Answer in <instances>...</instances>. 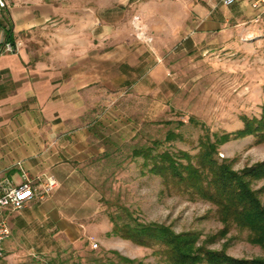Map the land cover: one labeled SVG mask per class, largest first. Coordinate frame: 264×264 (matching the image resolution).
<instances>
[{
  "label": "rangeland",
  "instance_id": "1",
  "mask_svg": "<svg viewBox=\"0 0 264 264\" xmlns=\"http://www.w3.org/2000/svg\"><path fill=\"white\" fill-rule=\"evenodd\" d=\"M57 1L65 6L94 4V0ZM97 1L111 5V11L101 10L106 22L102 32L118 30L124 39H134L135 50L147 57L146 68L139 70L138 78L133 76L139 79L134 90L108 89L106 118L94 124L104 135L96 139L92 152L81 157L82 177L68 189L71 202L60 206V218L51 219L47 212L22 236L13 232L4 243L0 264L118 262L114 252L143 264H168L159 246L143 247L115 235L113 219L119 224H162L176 233L192 232L207 248L224 249L231 257H264V249L250 243L248 231L233 225L224 237L216 207L167 189L134 155L138 148L157 142L159 150L196 155L206 134L233 133L243 128L242 117H262L264 13L249 0H236L232 7L216 6L215 0ZM145 6L151 12L147 20L139 11ZM209 6L226 22L209 34L200 28L187 32L196 21V8ZM180 12L185 26L176 30L175 16ZM39 38L40 47L49 45L45 30ZM105 43L102 47H109ZM133 94L135 102L129 98ZM171 132L177 138L168 141ZM217 158L242 171L264 161V143L256 144L254 137L231 140L219 147ZM263 185L264 180L254 183L253 189ZM260 199L264 204V193Z\"/></svg>",
  "mask_w": 264,
  "mask_h": 264
},
{
  "label": "crops",
  "instance_id": "2",
  "mask_svg": "<svg viewBox=\"0 0 264 264\" xmlns=\"http://www.w3.org/2000/svg\"><path fill=\"white\" fill-rule=\"evenodd\" d=\"M7 2L8 7L0 11V46L8 42L11 29L21 47L17 54L0 55V183L7 180L16 185L25 176L32 181L45 176L59 184L45 202L36 199L21 211L6 212L12 233L22 236L47 212L51 219L60 218V206L71 202L68 189L82 177L81 157L92 152L96 139L104 135L94 124L106 118L108 89L128 86L134 90L139 79L133 76L138 78L139 70L146 68L147 57L141 49L135 50L134 39H124L118 30L102 32L106 22L101 10L111 11L110 4L97 0L91 1L93 7L65 6L57 0ZM139 11L144 20L149 19V6ZM196 14L187 32L200 28L209 34L226 22L211 6L196 8ZM175 17L176 30L183 28V13ZM44 30L49 43L45 48L38 39ZM104 43L109 47H102ZM129 98L135 102L134 94Z\"/></svg>",
  "mask_w": 264,
  "mask_h": 264
},
{
  "label": "trees",
  "instance_id": "3",
  "mask_svg": "<svg viewBox=\"0 0 264 264\" xmlns=\"http://www.w3.org/2000/svg\"><path fill=\"white\" fill-rule=\"evenodd\" d=\"M7 40L15 43L11 29L7 31ZM242 120L243 128L236 132L206 134L200 139L196 155L159 150L160 142L152 147L138 148L134 155L143 159V167L160 177L167 189H177L216 207L218 219L224 225L221 231L224 237L235 225L249 232L252 245L264 249V204L260 199L264 185L253 189L254 183L264 180V161L236 171L231 162L217 158L219 147L231 140L254 137L256 144L264 143V114L261 118L244 116ZM167 137L171 141L177 135L171 132ZM112 222L115 235L120 234L143 247L159 246L168 264H264V257L240 259L231 257L224 249L211 250L192 232L176 233L162 224H119L114 219ZM113 254L118 262L97 259L92 264H143L116 252Z\"/></svg>",
  "mask_w": 264,
  "mask_h": 264
},
{
  "label": "built area",
  "instance_id": "4",
  "mask_svg": "<svg viewBox=\"0 0 264 264\" xmlns=\"http://www.w3.org/2000/svg\"><path fill=\"white\" fill-rule=\"evenodd\" d=\"M252 5L261 14L264 13V0H251ZM216 6L232 7L236 0H215ZM8 7L7 0H0V11ZM21 44L5 42L0 46V55L17 54ZM59 187L53 177L39 178L36 181L28 180L25 176L19 184L13 185L7 180L0 183V255L4 251V243L12 236L6 212L16 213L25 209L31 202L44 201L53 191ZM97 247V244L94 245Z\"/></svg>",
  "mask_w": 264,
  "mask_h": 264
}]
</instances>
